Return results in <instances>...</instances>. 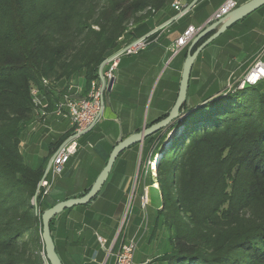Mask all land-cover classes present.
I'll use <instances>...</instances> for the list:
<instances>
[{
  "label": "trees",
  "instance_id": "trees-1",
  "mask_svg": "<svg viewBox=\"0 0 264 264\" xmlns=\"http://www.w3.org/2000/svg\"><path fill=\"white\" fill-rule=\"evenodd\" d=\"M172 2L0 0V264H43L37 252L43 247L41 215L56 204L49 202L52 189L33 203L49 153L34 167L21 151L35 112L32 85L43 89L51 105L57 95L42 86L44 78L64 85L81 77L86 92L101 64L144 35ZM157 35L136 54L156 47ZM190 43L174 59L182 52L185 59ZM234 86L205 102L186 103L180 120L143 142V158L161 153L153 183L160 186L158 220L171 244L162 257L166 264H264V79ZM179 125L180 133L164 146ZM73 132L71 127L58 144Z\"/></svg>",
  "mask_w": 264,
  "mask_h": 264
},
{
  "label": "crops",
  "instance_id": "crops-1",
  "mask_svg": "<svg viewBox=\"0 0 264 264\" xmlns=\"http://www.w3.org/2000/svg\"><path fill=\"white\" fill-rule=\"evenodd\" d=\"M174 1L175 0H173L170 5L172 11L168 12L166 9L160 11L153 19L149 30H147L144 35L176 14L177 11H175L173 6ZM192 1L194 0H181L182 4L186 6L190 5ZM229 1L230 0H197L189 10L196 15L201 13L204 9L209 7L212 8L213 13L211 12V14L201 20L198 27H202ZM233 1L236 2L235 6L239 7L250 0ZM180 20L181 19L157 31L158 35L155 39L160 38V43L152 48L151 51L153 52L155 50L154 52H157L154 65H157L158 68L163 67V64L167 60V55L173 50L178 37L190 26L196 27L192 22L185 24ZM235 24L233 26H235ZM149 52L150 51L147 50L146 54ZM201 54L202 52L195 61L196 63L199 60L198 67H201L205 60L204 55L200 57ZM171 56L169 58H171ZM173 58H175V56ZM185 59H181L179 71L177 70V81L179 82ZM121 63L122 60L120 61V64ZM150 66L152 65L150 64ZM248 67L249 63L246 65L245 69ZM139 68H133L132 73L136 72ZM118 69L119 68H117L115 72L116 81L111 92L115 89L117 81H120L118 80L119 77H117ZM196 76H198V73L195 74V77ZM175 90L174 92H176ZM99 124L100 119L92 129L79 138V149L68 162L63 173L55 180L49 202L57 203L67 198L80 196L87 188L91 187L97 179L105 166L107 149L98 147L97 145L86 148L85 142L81 139L86 137L89 132L95 128L98 129ZM28 126L30 131L28 132L27 139H22L21 151L28 159H35V164H31L34 167L38 166L42 159L50 153V144H54L72 127L68 117L56 115L52 112V108L45 116H40L35 111ZM136 129L137 128H130L118 134L115 138L120 139L123 136L131 135ZM115 138H113L112 141H114ZM87 143L90 144V140H87ZM36 147H45L46 152L44 154H38V151L35 150ZM140 147L142 149L143 145H133L119 154L99 194L88 204L76 205L65 209L53 217L52 235L58 255L63 264H115V255L120 245L133 238L139 240L134 257L136 262L142 264H166L162 257L171 250V246H169V233L164 224L158 220V214L155 209L151 208V197H148L149 202L146 206H143V197H137V207L131 216L129 224L126 227L124 226V220L131 198L128 197V194L132 184L133 174L137 166V156ZM73 160H76V164H73L74 167H71ZM71 173L75 174L76 180L73 184L74 189L68 190L66 179ZM98 235L106 239L105 245L100 243Z\"/></svg>",
  "mask_w": 264,
  "mask_h": 264
},
{
  "label": "rangeland",
  "instance_id": "rangeland-1",
  "mask_svg": "<svg viewBox=\"0 0 264 264\" xmlns=\"http://www.w3.org/2000/svg\"><path fill=\"white\" fill-rule=\"evenodd\" d=\"M235 8L236 6L230 11ZM166 10L168 12L172 11L170 6ZM211 12L213 13L211 7L196 15L189 10L176 20L181 19L180 21L185 24L192 22L196 26L189 42L200 32L198 26L201 20ZM151 50L148 54H146L147 51H143L139 54L122 55V63L117 72L120 81H117L113 92L106 96L104 111L100 117V126L98 125V129L95 128L81 139L85 142L86 148L97 145L107 149L106 156L110 155L117 141L120 140L115 138L118 134L130 128L143 127L144 124L151 122L171 106L184 53L182 52L176 59L172 58L170 60L168 58L163 67L158 68L157 65H154L157 52ZM202 55L205 56L202 66L198 67V60L193 68V78L189 92V100L192 104L197 103L207 94L223 88L231 79L236 78L235 80L242 84V79L247 76L251 68L255 67L260 61H264V6L223 32L202 50L200 57ZM248 63L249 67L245 69ZM133 68L139 69L132 73ZM197 73L198 76L195 77ZM181 130L182 125L172 131L164 142V146L168 145L173 133H180ZM29 131L30 128L27 126L23 140L27 139ZM113 138H115L114 141H112ZM59 139L54 144H50L51 153H49V156L52 157L60 145L58 144ZM87 140H90L91 143H87ZM35 150L38 151V154L46 152L45 147H36ZM145 154L143 148L140 147L137 166L128 194V197L131 198L124 220L125 227L129 224L137 207V197H151V208L155 209L156 212L161 205L160 186L157 182L153 183L158 176V159L143 158ZM25 158L30 164H35V159ZM73 164H76V160L72 161L71 167H74ZM71 174L66 179L67 181L65 180L68 190L74 189L73 184L76 180L75 174ZM25 239L30 241L29 237ZM169 246L171 245L169 244ZM41 249V247H37V252H40Z\"/></svg>",
  "mask_w": 264,
  "mask_h": 264
},
{
  "label": "built area",
  "instance_id": "built-area-1",
  "mask_svg": "<svg viewBox=\"0 0 264 264\" xmlns=\"http://www.w3.org/2000/svg\"><path fill=\"white\" fill-rule=\"evenodd\" d=\"M235 5L236 2L230 0L210 20L213 21L214 19H218L222 15L227 14ZM173 6L178 13H182V16L185 14L184 10L187 6L183 5L181 0H175ZM194 31L195 27L190 26L180 37H178L172 50L173 53L178 54L189 43L190 36ZM149 43V37L137 38L128 44H124L122 48L109 56L110 59L102 72L106 83L105 89L107 88L108 82L116 76L115 72L119 66L122 55L136 54L139 51L144 50ZM122 49H124V51L118 53ZM256 69L258 71L262 70L258 77L264 79V61H260L255 67L251 68L248 73L247 81L251 84H255L258 81L257 77H253V72ZM42 86L53 90L57 95V98L54 100L53 105H51L49 97L43 89L37 85H32L31 95L37 114L45 116L52 108V112L56 115L68 117L71 121V126L74 128V132L58 146L52 155L51 166L39 191V193L42 191L44 196L50 193L56 178L63 173L68 162L77 153L80 146V134L96 124L100 119L104 110L105 92L102 90L103 85L100 75L97 79L90 82V86L86 92L84 80L81 77L71 80L64 85H55L50 79L44 78L42 79ZM142 200L143 206H146L149 202L148 197H143ZM98 240L102 245H105L106 239L104 237L98 235ZM138 243L139 240L134 238L127 242H123L115 255V264H142L136 262L134 258ZM39 255L43 264H48L44 245L39 252Z\"/></svg>",
  "mask_w": 264,
  "mask_h": 264
},
{
  "label": "water",
  "instance_id": "water-1",
  "mask_svg": "<svg viewBox=\"0 0 264 264\" xmlns=\"http://www.w3.org/2000/svg\"><path fill=\"white\" fill-rule=\"evenodd\" d=\"M197 0H194L188 5L184 13H186L195 3ZM264 5V0H250L247 3L236 7L234 10L229 11L227 14L222 15L218 19H214L213 21L209 20L207 24L204 26L200 27L199 30L200 32L197 34V36L194 37V39L191 41L188 50H187V56L184 61L182 73H181V79L179 82V88L177 91V96L175 99H173L171 106L166 110L168 113L165 117L162 119L156 121L155 123H152L151 125L147 126L144 124L142 129L140 131H136L132 133L131 135L123 138L120 140L113 148L106 165L103 167L102 171L98 175L97 179L89 189L87 193H85L82 196H76L72 198H67L65 200L59 201L53 206L47 208L46 210L43 211L41 215V221H42V241L45 247V253L46 257L48 260V264H63L61 258L58 255L57 249H56V244L52 235V229H51V220L53 217H55L57 214L60 212L64 211L65 209L74 207L76 205H83V204H88L93 198H95L100 190L102 189L103 185L107 181L113 166L117 160V157L121 152H123L125 149L129 148L130 146L140 143L143 144L145 138L148 136L160 131V130H167L170 128L174 123H176L178 120H180L186 113H183V108L186 103L192 104L191 101L189 100V92H190V80L193 78L192 77V70L194 63L199 56V54L202 52V50L207 47L212 41H214L218 36H220L223 32H225L230 26L235 24L237 21L242 20L246 16L250 15L252 12L255 10L259 9ZM182 16V13H178L175 16L171 17L164 23L160 24L159 26L155 27L153 30H151L149 33L146 35L140 37V38H147L151 36L152 34L156 33L160 29L164 28L165 26L173 23L176 21L178 18ZM212 33L205 41H203L195 50V46L197 43L204 37H206L208 34ZM124 49L120 50L118 53H122ZM176 54L174 53L170 60L175 56ZM110 59L107 58L100 66L99 68V75L102 79V85H103V92L106 91H111L113 89V86L115 84L116 78H112L107 85V88L105 89L106 83L105 79L103 77V68L107 64L108 60ZM248 75V74H247ZM231 79L228 84H226L223 88L212 92L210 94H207L203 98H201L200 101H198L195 104L205 102L207 99L210 97H215L219 95L220 93L225 92L227 89H231L235 87L234 85H238V88H243L247 84H251L247 81V76H245L242 79V84H239V81ZM233 80V81H232ZM194 105V104H193ZM104 107H105V101H104ZM95 125V124H94ZM92 125L89 129L83 131L80 135H84L87 133L90 129L93 128ZM180 126V125H179ZM178 126V127H179ZM178 127L172 129L169 134L176 130ZM168 134V135H169ZM174 134V133H173ZM168 138V137H167ZM161 156V153L158 154V158ZM52 163V157L50 158L44 175L39 182L36 194L33 198V203L36 205L37 201V196L39 194V191L41 189L42 183L45 180L48 170L51 166Z\"/></svg>",
  "mask_w": 264,
  "mask_h": 264
},
{
  "label": "bare ground",
  "instance_id": "bare-ground-1",
  "mask_svg": "<svg viewBox=\"0 0 264 264\" xmlns=\"http://www.w3.org/2000/svg\"><path fill=\"white\" fill-rule=\"evenodd\" d=\"M261 72H262V70H261V71H258L257 69L253 72V73H254V74H253V77H257L258 81L261 80V78L258 77V76L260 75ZM258 81H257V82H258ZM158 154H160V153H158ZM156 159H158V156L156 157Z\"/></svg>",
  "mask_w": 264,
  "mask_h": 264
}]
</instances>
